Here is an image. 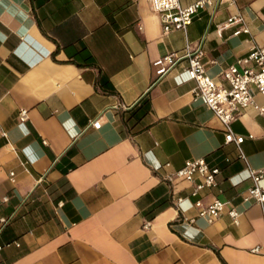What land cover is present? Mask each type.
<instances>
[{
	"label": "crops",
	"instance_id": "1",
	"mask_svg": "<svg viewBox=\"0 0 264 264\" xmlns=\"http://www.w3.org/2000/svg\"><path fill=\"white\" fill-rule=\"evenodd\" d=\"M233 15L242 20L219 35ZM187 44L224 82L223 70L264 46V0H218L168 33L150 0H0V243H20L0 264H264V203L242 202L252 181L236 145L193 98L186 59L157 73L154 61ZM232 129L264 167L252 104ZM199 157L220 172L196 197L160 175ZM196 199L230 201L238 223L226 212L208 222Z\"/></svg>",
	"mask_w": 264,
	"mask_h": 264
},
{
	"label": "built area",
	"instance_id": "2",
	"mask_svg": "<svg viewBox=\"0 0 264 264\" xmlns=\"http://www.w3.org/2000/svg\"><path fill=\"white\" fill-rule=\"evenodd\" d=\"M218 0H197L187 6H182L179 0H150L153 11L160 16L162 29L164 33L172 30L185 31L191 23L193 17L202 9L214 7ZM239 15L228 17L224 22L216 25V32L220 35L225 27L240 22ZM247 32L246 27L238 28L234 34ZM203 49L201 45L191 47L186 45L181 51H174L166 54L154 64L159 68L158 75L166 73L182 59L187 60L185 71L188 76L194 80L195 87L192 91L193 98L204 103L220 121L224 131L225 143L233 142L238 150V156L243 161L252 185L241 192L240 196L244 203H264V190L260 182L264 179V167L254 168L251 166L247 156L241 148L244 136L236 134L232 129V122L237 120L242 111L249 105H253L260 116L264 118V107L254 104V92L264 98V46H253L246 56L238 58L235 63L230 64L222 71L224 82L217 81L211 77L201 61ZM18 119L24 121L27 119V110L20 109ZM101 122L99 119L93 120L91 126L99 128ZM164 168H169L170 163H165ZM218 167L209 166L204 157L186 160L183 165L177 169H166L160 175L169 182L174 179H180L191 183L190 195L198 196L205 188L213 187L217 184L216 177L219 174ZM9 179L14 182V172H9ZM6 200L7 198L4 197ZM177 202L182 201L178 197ZM198 209V216L212 222L223 212H226L234 223H238L241 214L228 200L214 199L211 203L203 205L200 199L194 201ZM8 222V219H0V234ZM145 223L144 227H148ZM18 247L20 243L17 240L0 243V251L8 246ZM258 251L257 247L252 249Z\"/></svg>",
	"mask_w": 264,
	"mask_h": 264
}]
</instances>
